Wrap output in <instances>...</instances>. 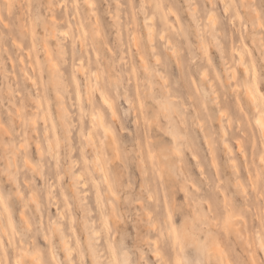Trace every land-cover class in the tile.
Masks as SVG:
<instances>
[{
	"label": "rangeland",
	"instance_id": "374dc122",
	"mask_svg": "<svg viewBox=\"0 0 264 264\" xmlns=\"http://www.w3.org/2000/svg\"><path fill=\"white\" fill-rule=\"evenodd\" d=\"M51 1L0 0V264H36L21 246L70 264L62 235L72 264H94L89 241L101 264H264V151L244 98L248 80L264 96V0Z\"/></svg>",
	"mask_w": 264,
	"mask_h": 264
},
{
	"label": "bare ground",
	"instance_id": "6f19581e",
	"mask_svg": "<svg viewBox=\"0 0 264 264\" xmlns=\"http://www.w3.org/2000/svg\"><path fill=\"white\" fill-rule=\"evenodd\" d=\"M51 0H49V3H51L50 2ZM89 1V0H88ZM91 1V0H90ZM145 1V0H144ZM87 2V1H86ZM61 3V2H60ZM92 3H93V1H92ZM60 5V4H59ZM58 5V6H59ZM87 5H89V4H87ZM90 6V5H89ZM142 7V6H141ZM90 8V7H89ZM212 17V16H211ZM117 18V17H116ZM149 18V17H148ZM147 18V19H148ZM151 18V17H150ZM210 18V17H209ZM115 20V19H114ZM151 21V20H150ZM117 23V22H116ZM210 23H211V21H210ZM52 25H53V27H52V33H53V35L54 34H56V33H58V32H61V30L59 29L58 30V28H56V20L54 19V18H52ZM212 25V24H211ZM213 26H214V24H213ZM153 30H154V27L152 28V26H146V31H147V36H148V38L150 39V41H151V37L153 36ZM62 31H66V30H62ZM210 31V30H209ZM59 35V34H58ZM134 35V34H133ZM56 36V35H55ZM68 36V35H67ZM160 37V36H159ZM56 38H57V36H56ZM134 38V37H133ZM58 39V38H57ZM135 39V38H134ZM153 39V38H152ZM132 40V39H131ZM57 41H59V39L57 40ZM149 41V42H150ZM167 42V41H166ZM60 43V42H59ZM58 43V44H59ZM135 43V42H134ZM60 46L62 45V44H59ZM59 45L57 46L58 48H59ZM203 45V44H202ZM62 47V46H61ZM58 50V49H57ZM237 52V51H236ZM62 53V52H61ZM239 53L240 54H238V57H239V59H238V62H239V64L241 65V67L243 68V71L242 72H244V74H246V76H247V72H249L250 70H247L248 68H247V66H246V64L247 63H245L246 61H244L242 58H241V52L239 51ZM243 56V55H242ZM142 59V58H141ZM49 61H50V63H51V66L53 67V69L55 70L56 68H57V65L55 64V62H54V60H53V58H52V56H50L49 57ZM81 63H79V66L80 67H82V65H80ZM142 64H143V66H144V68L146 67L145 65V62L144 61H142ZM145 64V65H144ZM84 68V67H83ZM227 68V67H226ZM230 68V67H229ZM145 69H147V68H145ZM57 71H60V70H58V68L56 69ZM234 72V71H233ZM233 72H230V74H232ZM252 72H254V71H252ZM251 72V73H252ZM202 73H204V72H202ZM229 74V75H230ZM250 74V73H249ZM255 74H256V72H255ZM255 74H253L252 73V77L254 78V75ZM205 75V74H204ZM233 76H235L234 75V73L232 74ZM231 75V77H229V78H234L233 76ZM206 76V75H205ZM209 82H211L210 80H209ZM150 90L151 89H153V87L152 86H149L148 87ZM166 90V92H168V89L166 88L165 89ZM100 96H101V94H99ZM151 96L153 97V99H154V102H156L155 104H156V106H157V110H156V117H157V115L158 114H161L162 113V115L163 116H165L167 119H168V121L170 122V116H171V113L175 110L174 108L172 109H170L167 105H168V103H169V101L168 100H166V101H164V100H159L158 98H159V95H157L156 94V92L153 94H151ZM244 98H245V101H246V105H247V107H248V110H250L251 111V109H252V119H253V124H254V126L256 127V129H257V131H258V133H259V136H260V138H261V140H262V144H263V151H264V96H263V93L261 92V90L259 89V87H257V86H253V84H252V81L250 80H248V83L246 84V87H245V95H244ZM217 99H219V98H217V95L215 96V105L216 106H218V110H219V114H220V116L222 115V103L220 104L219 103V100H217ZM101 101H102V103H104V104H106L107 106H108V108H109V112L111 113V114H114L115 115V110H114V108H113V105L110 103V100H108V98L102 93V96H101ZM62 102V101H61ZM40 104V103H39ZM60 108V119H61V122H62V124H66V122H65V115L67 114V110L65 109L66 107H64V105H61V107H59ZM224 113V112H223ZM227 114V113H226ZM94 115V114H93ZM227 116H228V114H227ZM181 120V119H180ZM228 122H229V118H228V120H227ZM199 122V121H198ZM92 125V129H93V131L95 132V131H97V130H101L102 132H104L105 134H106V142L105 143H107V145L108 146H112V148H116V146H115V139H114V133H113V131H112V129L110 128V126L107 124V122H105L104 121V119H103V116H102V114L101 113H96L94 116H92V123H91ZM182 124V123H181ZM172 126H173V124H171ZM228 125V124H227ZM242 125V124H241ZM203 126V125H202ZM201 126V127H202ZM95 127H98L97 128V130H95ZM170 127V126H169ZM200 127V128H201ZM229 127V126H228ZM203 128V127H202ZM243 128V127H242ZM88 131V130H87ZM165 131H168L169 133H170V135H171V138H172V141H173V139H174V141H175V138H177L179 135H180V131L178 130V128H177V126L176 125H174V127L172 128V127H170V128H165ZM246 131V130H245ZM94 132L92 133L90 130L87 132V140H88V142H89V146L91 147V149L92 150H95V149H97L98 147H100V148H102V146H101V144H100V142H98V143H96V141H95V139L93 138V134H94ZM203 132V131H202ZM241 132V131H240ZM168 133V134H169ZM204 133V132H203ZM245 133V132H244ZM224 134H226V130H225V128L223 127V125H222V128H221V135H224ZM181 137V136H180ZM203 138H205V140L207 141L208 139H207V136H206V133H204V137ZM237 139V138H236ZM238 141H239V139H238ZM222 143H223V145L228 149V151H230V148H229V145L227 144V142H226V140L224 139V136L222 137ZM173 145H174V143H173ZM178 147V145H174L173 146V148H174V151H176V153H180V151L177 149V147ZM238 146H239V144H238ZM241 146V145H240ZM239 150V149H238ZM101 154V153H100ZM93 157H94V159L96 160V162H95V165H93L94 166V168H95V166L97 167V169L101 172V171H104V168H103V166H102V163H101V165H100V161H99V157L97 156L98 154H96L95 155V153H93ZM193 155V154H192ZM244 155V154H243ZM261 158V154L259 155V159ZM94 160V161H95ZM261 161V163H264V160H263V156H262V158L260 159ZM259 161V160H258ZM233 163H234V161H232ZM245 162V161H244ZM232 163V166H233V168L235 169V171H236V164H233ZM245 164V163H244ZM264 165V164H263ZM263 165H261V166H263ZM264 167V166H263ZM96 169V170H97ZM246 170V169H245ZM263 170H264V168H263ZM247 173H248V171H247ZM82 173H80V172H74V173H72V177H73V180L74 181H77V179L78 178H80ZM103 178H104V181L106 182V181H108L107 180V176H106V174L104 173V176H103ZM240 180V179H239ZM239 180H237V182L239 181ZM84 181V180H83ZM250 181V180H249ZM78 182V181H77ZM76 182V183H77ZM85 183V182H84ZM107 183V182H106ZM252 183V182H251ZM238 184V183H237ZM236 184V185H237ZM240 184H241V182H240ZM240 184H239V186H240ZM108 187H107V189H109L110 187H109V185H107ZM238 185H237V187H239ZM242 186V185H241ZM242 188V187H241ZM244 188V187H243ZM110 190H111V188H110ZM243 190V189H242ZM244 191V190H243ZM112 192V191H111ZM114 193V192H113ZM187 193V192H186ZM185 193V194H186ZM258 194V193H257ZM207 208L208 209H210V206H207ZM256 213V212H255ZM203 215L205 216V218H206V220L205 221H203V222H205L206 223V225L207 226H212V225H214L215 224V222H214V220H215V216H207L206 215V213H203ZM264 220V219H263ZM88 222V221H87ZM150 223V222H149ZM84 224H86V223H84ZM153 225V224H152ZM57 230H60V227H57ZM99 231V230H98ZM96 233L97 231H95V229L94 230H92V232L91 233ZM90 233V232H89ZM93 233V234H94ZM99 233V232H98ZM256 233V232H255ZM97 234V233H96ZM95 234V235H96ZM258 234V233H257ZM256 235V234H255ZM92 238V235L91 234H89V236H88V240H90ZM258 239H257V241H259V243H260V245L262 244V242H260V241H262V239L260 240L259 238H260V236L259 237H257ZM96 239H98V238H96ZM87 240V241H88ZM61 241H62V245H63V249H64V251H65V254H66V257H68V259H69V263L70 264H72V261L70 260V258H69V246H68V241L66 240V235H62L61 236ZM264 243V242H263ZM88 245L90 246V255H91V257L93 258V260H94V264H101L100 262V258H101V256L99 255V254H97V251L94 249V247H93V244L91 243V241H89L88 242ZM264 245V244H263ZM155 246V245H154ZM256 246H257V243H256ZM260 247V246H259ZM263 247V246H262ZM20 249H21V252H22V255L21 256H23V255H28L29 257H30V261L33 263H36V264H42V262H41V259H40V257L39 256H37L36 254H35V252L33 251V250H29V249H27V246H21L20 247ZM70 249H71V247H70ZM261 249V248H260ZM156 254V253H155ZM71 256V255H70ZM106 259H108V258H106ZM110 261H111V263L113 264V254H111L110 253ZM15 264H19V263H15ZM109 264V263H108Z\"/></svg>",
	"mask_w": 264,
	"mask_h": 264
}]
</instances>
